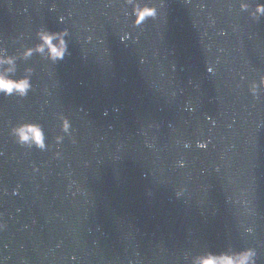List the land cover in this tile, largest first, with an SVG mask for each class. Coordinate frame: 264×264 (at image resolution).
<instances>
[{"label":"water","instance_id":"95a60500","mask_svg":"<svg viewBox=\"0 0 264 264\" xmlns=\"http://www.w3.org/2000/svg\"><path fill=\"white\" fill-rule=\"evenodd\" d=\"M260 6L0 0V74L31 83L0 93V264H264Z\"/></svg>","mask_w":264,"mask_h":264},{"label":"clouds","instance_id":"9594fccd","mask_svg":"<svg viewBox=\"0 0 264 264\" xmlns=\"http://www.w3.org/2000/svg\"><path fill=\"white\" fill-rule=\"evenodd\" d=\"M242 7L246 8L247 6L244 5ZM258 11L264 13V6H260ZM148 18V12L141 10V15L137 16V21L142 24ZM64 35V33H41L40 38L43 43L39 46L38 50L43 52L47 48L53 60L63 59L64 54L68 50ZM54 40H59V44L53 45L52 42ZM2 63H11V61L0 60V64ZM30 87L31 83L28 79L13 81L5 75L0 74V93L12 95L14 92H19L22 95H26ZM13 131L20 144L27 143L29 146H35L37 149L46 150V138L40 126L32 124L22 125ZM0 228H3V225H0ZM197 264H255V253L252 251H244L234 256L224 255L216 257L209 255L206 258H200Z\"/></svg>","mask_w":264,"mask_h":264}]
</instances>
